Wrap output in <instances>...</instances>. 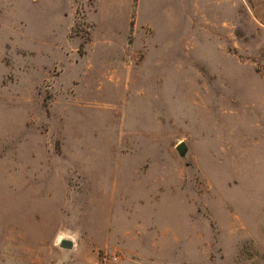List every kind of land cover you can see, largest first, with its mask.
Returning a JSON list of instances; mask_svg holds the SVG:
<instances>
[{
  "label": "rangeland",
  "instance_id": "obj_1",
  "mask_svg": "<svg viewBox=\"0 0 264 264\" xmlns=\"http://www.w3.org/2000/svg\"><path fill=\"white\" fill-rule=\"evenodd\" d=\"M0 264H264V0H0Z\"/></svg>",
  "mask_w": 264,
  "mask_h": 264
},
{
  "label": "water",
  "instance_id": "obj_2",
  "mask_svg": "<svg viewBox=\"0 0 264 264\" xmlns=\"http://www.w3.org/2000/svg\"><path fill=\"white\" fill-rule=\"evenodd\" d=\"M176 149L178 150L179 153H183L184 152V144L183 143L178 144ZM59 246L62 248L70 249V248H72V241L61 240L59 243Z\"/></svg>",
  "mask_w": 264,
  "mask_h": 264
},
{
  "label": "built area",
  "instance_id": "obj_3",
  "mask_svg": "<svg viewBox=\"0 0 264 264\" xmlns=\"http://www.w3.org/2000/svg\"><path fill=\"white\" fill-rule=\"evenodd\" d=\"M112 260H113V261H115V260H116V258L114 257V258H112Z\"/></svg>",
  "mask_w": 264,
  "mask_h": 264
}]
</instances>
